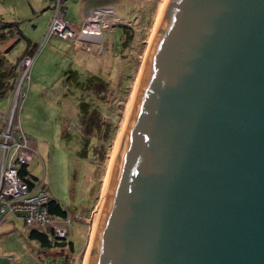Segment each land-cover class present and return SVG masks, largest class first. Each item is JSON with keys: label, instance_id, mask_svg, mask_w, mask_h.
<instances>
[{"label": "water", "instance_id": "1", "mask_svg": "<svg viewBox=\"0 0 264 264\" xmlns=\"http://www.w3.org/2000/svg\"><path fill=\"white\" fill-rule=\"evenodd\" d=\"M87 264H264V0H167Z\"/></svg>", "mask_w": 264, "mask_h": 264}, {"label": "rangeland", "instance_id": "2", "mask_svg": "<svg viewBox=\"0 0 264 264\" xmlns=\"http://www.w3.org/2000/svg\"><path fill=\"white\" fill-rule=\"evenodd\" d=\"M51 2L52 12L39 15L35 23H21L26 28L24 35L37 43L27 55L32 59L29 66L25 63L20 68L14 92L0 97V168L5 157L8 167L23 148L12 144L19 140L22 131L29 137L24 149L30 158L25 165L38 178L34 188L49 192L65 207L70 223L58 222L73 243L72 249L67 244L63 249L52 248L48 254L41 255L36 264H64V260L67 264H84L94 233L92 218L164 0H123L116 3L115 8L106 5L114 9L115 17H111L110 23L107 20L103 24H109L110 28H103L99 37L101 46L93 42L78 43L74 38L49 32L50 28L56 27L53 21L60 13L62 19L79 29L91 8L85 10L79 21L75 18L78 9L67 5L66 13L65 0ZM120 25L133 30L123 47ZM95 37L93 39L97 40ZM24 46L22 39L11 49V56L15 59ZM67 70L76 71L83 86L65 85ZM92 75L106 80L107 84L97 86L96 94L87 99L90 94L86 89L87 80ZM83 101L95 105L98 113L92 129L84 123L79 112V104ZM92 119L88 116L90 127ZM84 142L86 155L80 153ZM15 164L18 167L17 161L13 162ZM10 216L14 215L11 213ZM14 217L19 219L20 229L26 231V227L29 228L21 217ZM21 239L27 241L25 236ZM19 258L25 264V258Z\"/></svg>", "mask_w": 264, "mask_h": 264}, {"label": "built area", "instance_id": "3", "mask_svg": "<svg viewBox=\"0 0 264 264\" xmlns=\"http://www.w3.org/2000/svg\"><path fill=\"white\" fill-rule=\"evenodd\" d=\"M85 23L77 29L67 19H62V13L56 16L53 21L54 29L50 28L49 32H54L56 35L74 38L78 43H98L101 46L102 42L99 40L102 31L105 27L110 28L107 20L111 21V17H115V11L111 6H96L89 9ZM104 28V29H103ZM97 38H96V37ZM96 38L97 40L93 39ZM77 38V40H76ZM32 59L29 56H24L18 63L19 76L14 84L12 93L15 90L17 81L20 78V68L26 63L27 66L31 63ZM22 80V78H21ZM18 88V87H17ZM13 119V117H12ZM22 136L19 140H16L12 144L23 146L18 153V156H14L9 166H5L7 157L1 162L0 168V221L6 217L7 214H13L14 216L21 217V220L29 228L48 229L51 228L54 231V237L63 238L67 232L63 229L60 222H68L69 217L65 220H57L51 218L45 208V204L48 202L50 194L45 190H40L33 187L29 188L27 184L21 180L18 176V169L21 165H25L27 159H29L28 152L24 149L26 140L29 137L21 131ZM5 142V141H4ZM6 143V142H5ZM4 143V146H5ZM17 161L18 167L13 165V162Z\"/></svg>", "mask_w": 264, "mask_h": 264}, {"label": "crops", "instance_id": "4", "mask_svg": "<svg viewBox=\"0 0 264 264\" xmlns=\"http://www.w3.org/2000/svg\"><path fill=\"white\" fill-rule=\"evenodd\" d=\"M122 1L123 0H65L64 4L66 13L68 11L67 5L75 10L78 9L75 18L81 21L83 13L90 7L112 5L115 8V4L119 2L122 3ZM51 7V0H0V16L4 20L19 22V28L23 35L22 38L19 35H14L0 45V54L3 55L8 63L13 64L17 62L21 56L32 50L37 43L29 38V36L27 37L24 35L23 32H25L26 28H24V25L21 23L25 21L35 23L39 15H45L49 13V11L52 12ZM72 21L75 22V20ZM41 37L42 35L39 36V38ZM22 39L25 48L23 52L14 59L13 56H11V49ZM77 51L78 50H76V52ZM32 69L34 70V66ZM9 215L0 222V264H22V260L19 258L20 256L25 258V264H36L39 257L48 254L52 248L44 249L37 241L30 239L28 237L30 228L26 227V231H23L19 228V219L14 216L11 217L12 215L9 217ZM22 236H25L27 241L21 239ZM24 245H28L29 247ZM60 248L63 249V247ZM16 253L17 255H14Z\"/></svg>", "mask_w": 264, "mask_h": 264}, {"label": "trees", "instance_id": "5", "mask_svg": "<svg viewBox=\"0 0 264 264\" xmlns=\"http://www.w3.org/2000/svg\"><path fill=\"white\" fill-rule=\"evenodd\" d=\"M122 28V37L124 38L121 41L122 47L125 45V42L130 39V36L133 33L131 27H127L124 25H120ZM131 34V35H130ZM14 35H19L22 38V32L19 28V22L17 21H8L4 20L0 16V45L5 43L6 40L13 37ZM122 39V38H121ZM36 45V44H35ZM34 46V45H33ZM35 47V46H34ZM32 50L28 53H25L24 56L30 54ZM23 56H21L17 62L11 64L6 61L3 55L0 54V97L10 94L13 91L14 84L19 76V67L18 63ZM65 76V85L81 87L83 84L78 81V73L73 70H67L64 73ZM86 89L89 90L87 99H92L91 95L96 94L97 86H106L107 81L99 78L98 76L92 75L88 80ZM94 105V104H93ZM79 112L82 117H84L83 121L85 124H88L89 128L92 129L97 122L95 116H98L97 111L95 109V105L91 106V102H80L79 104ZM88 116H91L93 120V124L91 125V121L88 123ZM87 141V140H86ZM86 142L83 143V147L80 150L81 154L87 153ZM18 176L23 180L29 188L33 187L35 182L37 181V177L31 174L28 170L27 165H21L18 169ZM50 194V193H49ZM45 208L47 210L48 215L57 220H65L68 218V213L65 207L56 199H54L51 195L49 197L48 202L45 204ZM28 237L32 240H35L39 243V245L44 249H51L56 247H63L64 244H67L70 249L73 248L72 241L68 240V236L63 238L54 237V231L51 228L48 229H39V228H30L28 232ZM64 264H67L64 260Z\"/></svg>", "mask_w": 264, "mask_h": 264}, {"label": "bare ground", "instance_id": "6", "mask_svg": "<svg viewBox=\"0 0 264 264\" xmlns=\"http://www.w3.org/2000/svg\"><path fill=\"white\" fill-rule=\"evenodd\" d=\"M165 1H167V0H164V2ZM164 2H163V4H162V6H161V9H160V12L158 13V15H157V18H156V24H155V27H154V30H153V33L151 34V37H150V41H149V43H150V45H149V47L151 46V43H152V41H153V37H154V35H155V32H156V28H157V26H158V24L160 23V19H161V15H162V11H163V7H164ZM166 3V2H165ZM100 40V39H99ZM148 43V44H149ZM147 54H148V52H147ZM147 54L145 55V56H147ZM145 62V61H144ZM143 65H141V67L139 68V73H138V76H137V82H136V85H135V88H134V92H133V96H132V101L130 102V104H129V109H128V116H129V110H131V108H132V102H133V98H134V95H135V92H136V88H137V84H138V80H139V78H140V76H141V74H142V71H143ZM128 116H127V119H128ZM127 119H125V122L123 123V125H122V130H121V133H120V136H119V138H118V140H117V143H116V145H115V148L117 149V147H118V145H119V141H120V139H121V136H122V132H123V130H124V128H125V126H126V122H127ZM115 149V150H116ZM115 150L113 151V155H112V158H111V160H110V164H109V166H108V170H107V175H106V179H105V182H104V185H103V191H102V193H101V197H100V201H99V203H98V205H97V208H96V211H95V213H94V215H93V218H92V223H93V232L95 231V226H96V221H97V218H98V215H99V213L102 211V207H103V203H104V199H105V196H106V193H107V190H108V182H109V179H110V175H111V171H112V168H113V164H114V161H115V157H116V153H117V151L115 152ZM93 237V236H92ZM92 242V241H91ZM91 242H90V245H91ZM90 245H89V247H88V252H86V256H85V259H84V264H87V260H88V255H89V251H90Z\"/></svg>", "mask_w": 264, "mask_h": 264}]
</instances>
